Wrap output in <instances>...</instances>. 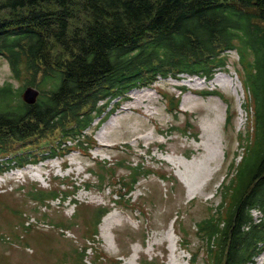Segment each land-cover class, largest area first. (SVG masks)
<instances>
[{
  "label": "trees",
  "instance_id": "trees-1",
  "mask_svg": "<svg viewBox=\"0 0 264 264\" xmlns=\"http://www.w3.org/2000/svg\"><path fill=\"white\" fill-rule=\"evenodd\" d=\"M231 50L243 69L251 68L241 80L251 128L243 136L245 153L225 174L219 205L198 222L197 232L205 244L203 264H255L264 251V0H0V55L20 81L0 84V173L12 163H37L80 147L90 151L96 147L89 132L93 120L102 115L103 122L118 105L114 99L119 102L128 90L159 76L209 79L214 69L228 64ZM27 86L39 90L32 104L21 99ZM161 96L167 111H177L179 99ZM188 129L187 121L181 133ZM31 138L48 144L46 154L21 148ZM90 161L103 189L105 177L116 176L113 166ZM121 167L128 175L117 176L112 195L129 202L135 184L151 171L138 162ZM157 176L171 187L178 183L171 173ZM30 198L55 199L58 192L33 190ZM254 208L263 213L257 221ZM108 211L96 209L92 235ZM179 237L188 247L189 240ZM99 252L94 263L103 259ZM198 253L190 252L189 264H197ZM83 259L82 252L76 264H86ZM140 264H153L152 258Z\"/></svg>",
  "mask_w": 264,
  "mask_h": 264
},
{
  "label": "rangeland",
  "instance_id": "rangeland-1",
  "mask_svg": "<svg viewBox=\"0 0 264 264\" xmlns=\"http://www.w3.org/2000/svg\"><path fill=\"white\" fill-rule=\"evenodd\" d=\"M243 67L238 53L231 50L228 64L214 69L209 79L188 74L159 76L150 85L128 90L119 102L114 99L112 103L118 105L103 122L102 115L93 120L89 132H94L95 148L67 150L62 157L23 166L12 163L3 170L0 264H76L82 252L86 264L116 260L140 264L151 258L153 264H189L192 251L199 252L197 264H203L205 244L197 224L219 205L222 185L228 182L225 174H231L232 160L238 162L245 153L243 136L251 128V117L245 112V103L250 106V101L241 83L251 68ZM221 78L226 89L217 81ZM5 81L20 84L0 55V84ZM162 93L179 99L177 111H167ZM187 121L189 129L184 135L181 129ZM34 138L21 148L46 154L48 144L37 145L41 140ZM92 158L113 166L116 176L105 177L103 189L96 181ZM130 162L143 164L151 173L135 184L131 200L125 202L112 195V190L118 188V175H128L121 164ZM161 171L171 173L178 183L171 187L160 181ZM38 189L57 191L58 198L31 199ZM111 199L116 203H110ZM100 206L110 211L97 222V234L92 235ZM251 212L256 221L263 217L257 208ZM106 216L111 217L109 225H102ZM182 234L190 242L188 247L180 244ZM98 248L103 259L94 263ZM254 260L264 264V251Z\"/></svg>",
  "mask_w": 264,
  "mask_h": 264
},
{
  "label": "water",
  "instance_id": "water-1",
  "mask_svg": "<svg viewBox=\"0 0 264 264\" xmlns=\"http://www.w3.org/2000/svg\"><path fill=\"white\" fill-rule=\"evenodd\" d=\"M38 95L39 90L37 88L33 86H27L21 92V99L27 104H32L36 101Z\"/></svg>",
  "mask_w": 264,
  "mask_h": 264
},
{
  "label": "bare ground",
  "instance_id": "bare-ground-1",
  "mask_svg": "<svg viewBox=\"0 0 264 264\" xmlns=\"http://www.w3.org/2000/svg\"><path fill=\"white\" fill-rule=\"evenodd\" d=\"M192 79H197V80H199L197 77H195V78H192ZM213 81H215L216 80V78L215 79H212ZM217 81H221L222 82V86H223V88L224 89H226L225 87H226V83H225V81H224V79H217ZM140 96V95H139ZM143 96H146V95H142L141 96V98H143ZM102 127H105V126H102ZM35 176V175H34ZM36 176H38V178L40 179L41 178V174H40V171H37V173H36ZM111 219V217H109V216H106V217H104V219H103V222H102V225H104V224H108L109 225V220Z\"/></svg>",
  "mask_w": 264,
  "mask_h": 264
}]
</instances>
